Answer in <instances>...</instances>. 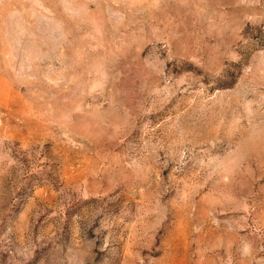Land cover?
Instances as JSON below:
<instances>
[{
    "label": "rangeland",
    "instance_id": "obj_1",
    "mask_svg": "<svg viewBox=\"0 0 264 264\" xmlns=\"http://www.w3.org/2000/svg\"><path fill=\"white\" fill-rule=\"evenodd\" d=\"M0 264H264V0H0Z\"/></svg>",
    "mask_w": 264,
    "mask_h": 264
}]
</instances>
